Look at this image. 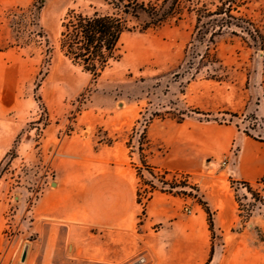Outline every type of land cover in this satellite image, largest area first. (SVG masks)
<instances>
[{
    "label": "rangeland",
    "instance_id": "1",
    "mask_svg": "<svg viewBox=\"0 0 264 264\" xmlns=\"http://www.w3.org/2000/svg\"><path fill=\"white\" fill-rule=\"evenodd\" d=\"M35 1L44 4L40 24L49 43L9 48L10 10ZM196 1L214 8L213 0ZM70 10L105 13L111 6L108 0H0V102L19 99L11 116L24 122L0 166V206L6 204L1 241L18 234L17 223L46 184H55V159L62 167L75 165L93 150L115 147V158L124 152V163H117L128 167L122 171L137 172L143 208L155 194L166 193L189 200L186 214L203 204L213 220L219 212L229 226L210 230L206 264H264V177L255 183L235 178L241 145L229 130L264 142V48L229 29L215 40L217 63L191 51L186 58L196 17L185 12L158 28L125 34L120 58L93 80L60 50L62 21ZM243 12L264 37V0H251ZM169 153L201 157L200 170L169 173L149 166V158L158 162ZM12 256L3 249L0 264Z\"/></svg>",
    "mask_w": 264,
    "mask_h": 264
},
{
    "label": "crops",
    "instance_id": "2",
    "mask_svg": "<svg viewBox=\"0 0 264 264\" xmlns=\"http://www.w3.org/2000/svg\"><path fill=\"white\" fill-rule=\"evenodd\" d=\"M18 101L0 102V166L7 160L24 122L11 113ZM14 115V114H12ZM17 115V114H16ZM241 145L235 178L255 183L264 177V142L229 129ZM115 147L91 151L88 160L61 166L56 159L55 184L50 181L32 208L20 220L18 234L3 236L6 204L0 206V252L13 255L5 264H206L211 253V231L205 210L179 195L155 194L143 208L135 169L120 166L124 152ZM154 171L192 174L200 170L201 157L149 158ZM8 205V204H7ZM214 226L224 225L217 211ZM29 245L26 261L21 257ZM141 259L144 262L139 263Z\"/></svg>",
    "mask_w": 264,
    "mask_h": 264
},
{
    "label": "trees",
    "instance_id": "3",
    "mask_svg": "<svg viewBox=\"0 0 264 264\" xmlns=\"http://www.w3.org/2000/svg\"><path fill=\"white\" fill-rule=\"evenodd\" d=\"M108 1L111 11L87 14L70 10L62 21L61 52L74 66L91 74L93 80L120 58V44L125 34L158 28L167 21L181 19L185 12L194 13L196 17L193 39L185 49L186 58L191 51L194 56L202 54L203 58L217 63L213 48L215 40L229 29H233L234 35L239 31L247 34L258 47L264 48V37L259 27L243 12L251 0H213L210 5L214 8L196 0H156L148 4L141 0ZM43 8V2L35 1L28 8L10 10L14 36L9 48L49 43L40 24ZM201 46H205L204 52L200 51ZM142 163L150 169L144 161ZM149 172L154 176L152 171ZM203 207L209 228L213 231L214 213L207 204Z\"/></svg>",
    "mask_w": 264,
    "mask_h": 264
},
{
    "label": "built area",
    "instance_id": "4",
    "mask_svg": "<svg viewBox=\"0 0 264 264\" xmlns=\"http://www.w3.org/2000/svg\"><path fill=\"white\" fill-rule=\"evenodd\" d=\"M231 162H232V158H228V161H225V162H224V165L228 166V165H230ZM233 162H234V161H233ZM175 178H176V179H177V178H183V176H182V175H178V176L175 177ZM184 179H187V178L184 177ZM261 186H262V191H264V181H262ZM244 188H245V190H247L249 187H248L247 185H244ZM151 189H154V187L152 186V187L150 188V191H147V193H146V191H145V193H144V195H145L144 200L146 199V195H148V193L151 194V193H150V192H151ZM262 191H260V192H262ZM142 197H143V195L140 194V198H142ZM142 262H144V259H141V260L139 261V263H142Z\"/></svg>",
    "mask_w": 264,
    "mask_h": 264
},
{
    "label": "water",
    "instance_id": "5",
    "mask_svg": "<svg viewBox=\"0 0 264 264\" xmlns=\"http://www.w3.org/2000/svg\"><path fill=\"white\" fill-rule=\"evenodd\" d=\"M28 250H29V245H26L24 247L23 254H22V257H21L22 263H24L26 261Z\"/></svg>",
    "mask_w": 264,
    "mask_h": 264
}]
</instances>
